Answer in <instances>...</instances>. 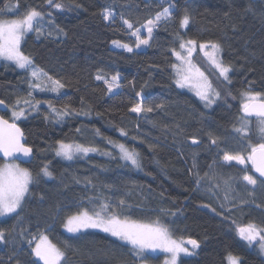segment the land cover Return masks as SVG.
Returning a JSON list of instances; mask_svg holds the SVG:
<instances>
[{"label":"trees","instance_id":"trees-1","mask_svg":"<svg viewBox=\"0 0 264 264\" xmlns=\"http://www.w3.org/2000/svg\"><path fill=\"white\" fill-rule=\"evenodd\" d=\"M54 2L63 9L47 0H0V9H14L0 12V20L21 18L33 8L43 13L39 31L28 32L20 48L35 69L64 85L56 93L45 84L38 91L30 87L37 82L28 70L0 59V100L7 105L1 115L13 122V109L24 110L26 117L16 123L33 151L31 160L21 164L33 182L19 218L0 219L6 235L0 242V264H33L32 248L41 234L66 253L61 264H164L165 253L136 256L132 246L100 231H64L69 216L91 214L105 202L115 208L120 200L126 202L122 218L145 224L159 220L173 239L197 241V254L181 257L179 264H228L229 255L239 257L240 264H264L257 247L238 232L248 224L264 228V185L258 182L249 195L252 187L243 181L244 171L223 162L225 152L247 156L249 145L264 142L257 123L250 139L234 131L243 115L242 94L259 92L264 98V0ZM169 4L174 5L172 17L161 20L147 47L139 49L131 31L144 28ZM106 8L115 13L108 21L102 15ZM186 10L190 19L184 28L180 20ZM121 16L133 24L132 30ZM189 40L219 44L223 64L231 68L229 83L201 60L220 93L210 108L176 84L174 53ZM113 41L133 50L113 48ZM97 74L109 81L118 76L120 87L108 92ZM154 98L160 105L152 112L130 111ZM65 109L67 115H58ZM210 137H218L219 146ZM58 142L93 147L98 153L65 160L56 155ZM119 144L139 154V167L121 158ZM45 166L50 177L41 172ZM246 170L258 178L251 166ZM197 173L208 175L197 184Z\"/></svg>","mask_w":264,"mask_h":264},{"label":"snow or ice","instance_id":"snow-or-ice-1","mask_svg":"<svg viewBox=\"0 0 264 264\" xmlns=\"http://www.w3.org/2000/svg\"><path fill=\"white\" fill-rule=\"evenodd\" d=\"M47 4L56 9H63L64 7L63 4L56 3L54 0H47ZM173 7L174 5L172 4H169L168 7H163L162 11L158 12L154 19H149L145 25H142V27L147 28L149 38H151L153 29L159 25L161 20H168L172 17L173 13L171 9ZM13 10V7L6 5L4 9H0V12ZM49 15H51V13H49ZM102 15L106 21L115 17V13L110 8H106ZM42 18L43 13L33 8L29 9L21 18L10 21L0 20V59L11 61L20 69H31V75L33 78H38L39 75L46 76L47 80L53 85L50 90L56 91L59 88L64 87V85L61 84L59 80H53L52 77L47 76L46 73H40L39 70H36L32 66V60L30 57L24 55L20 48L21 40L27 32L33 30L39 31L37 25ZM120 19L122 20V23L127 26V29H133L134 26L129 20L123 18V16H121ZM189 19L190 17L186 10L185 15L180 20L181 27H186L189 24ZM131 35L136 37L137 47L141 44H148V39L141 38L140 28L131 31ZM113 43L118 47L124 48L128 52L133 50L129 45L121 44L119 41H113ZM187 45L192 46L187 47V54L190 57L192 52L195 51L196 41L189 40L186 44L182 42L180 48L185 49ZM199 48L209 57L220 76L223 77L225 81L231 83L228 76V73L231 71L230 66L224 65L216 56V53L220 51V45L210 42L209 44H200ZM208 48H210L211 51H206ZM174 54L178 60L185 61L184 56H182L180 52H175ZM185 62L188 63L191 68L190 61ZM173 67L177 66L173 65ZM196 71L199 76H204L202 72H199V69ZM96 79L104 80V83L107 86V91L110 93L115 88L120 87L118 76H113L109 81L104 76L97 74ZM188 80V75L181 76V78L176 81L177 86L183 88ZM30 87L41 88V90H43L39 83L31 84ZM196 94L205 102L206 106L214 103L215 99H218L220 96V93L213 89L211 83L207 81L206 77L204 78V83L199 86ZM137 95H139V93ZM242 95L245 99L241 104V110L243 113L240 117L241 125L240 127H234V131L239 134L241 138L250 139L251 118L255 117L257 122V132L259 133L261 140L264 141V98L261 97V93L259 92L253 93L248 91ZM24 102L29 103L27 100ZM17 103H19V101H17ZM0 104H4V101L0 100ZM130 111L139 115L141 112H152L153 108L148 105L142 106L141 104H137L136 106L131 107ZM53 112H56V109H53ZM67 114V109L58 113V115L61 116ZM22 116H24V110L15 109L12 111L13 122H9L8 119L0 116V153H3L5 158L15 157L18 153H22L24 156H28L31 153V149L25 147L24 144L21 143L23 133L14 122ZM121 134L126 135L123 130L121 131ZM210 138L212 144L219 146L218 137ZM192 143L198 144L199 141L196 138H193ZM116 146L119 147L122 153V159L129 161L133 166L139 167L138 153L134 150L129 151L123 144ZM249 146L251 151L247 157L241 153L230 154L225 152L223 160L227 163L235 161L237 165H244L246 160L251 162L253 169L259 174V177L254 178L252 175L247 174L246 169H242V171L245 173L243 175V181H245L247 185L252 186V189L249 190V195H252L258 182L261 185H264V179H262L264 178V142L259 143L257 146ZM91 151H97V149L58 142L56 155L63 156L67 160H72L76 153L87 154ZM41 172L44 176H51V172L47 169V166L42 168ZM196 175V182L199 184L200 180L206 178L208 174L206 173L205 177H200L198 173ZM32 182L33 177L31 172L26 168L20 167L19 164L5 162L0 165V217L10 216L11 214L16 213L17 218H19L17 210L22 207L26 196L29 194V185ZM227 183L228 182L225 181L226 185ZM125 207L126 202L124 200H120L115 208H112L109 203H101L99 210H94L91 214L88 211H83L76 215L69 216L65 228L70 233H77L82 229H99L101 232L107 233L116 237L118 240L131 245L134 250V255L136 256H140L146 249L155 250L160 248L165 252L171 253V259L167 264H176L177 256L181 252L191 255V253L188 252V249L184 247L185 242L183 240L178 241L173 239L169 229L162 225L159 220L150 224H145L132 220L126 216L122 218V212ZM238 232L241 238L247 240L250 244L258 240L261 251H264V228H258L255 224H248L247 226L240 227ZM5 240V231L0 230V242H5ZM187 243L191 244L193 248L199 247L195 240H188ZM29 244H31V241H29ZM32 254L36 258V260L33 261V264H37V262H42V264H60L62 260L66 259V253L53 245L48 240L47 236L43 234L39 236V242L36 243L34 248H32ZM227 259L228 264H240L239 257L229 255Z\"/></svg>","mask_w":264,"mask_h":264},{"label":"rangeland","instance_id":"rangeland-1","mask_svg":"<svg viewBox=\"0 0 264 264\" xmlns=\"http://www.w3.org/2000/svg\"><path fill=\"white\" fill-rule=\"evenodd\" d=\"M185 28V27H184ZM155 30V28L153 29V31ZM28 33V32H27ZM26 33V34H27ZM25 34V35H26ZM152 34H153V32H152ZM152 34H151V36H152ZM24 35V36H25ZM140 35H141V37L143 38V35H144V38L143 39H148V42H149V40H150V38H149V35H148V32H147V28L146 27H144V28H142V29H140ZM24 38V37H23ZM22 38V39H23ZM22 41V40H21ZM183 43H185L186 44V42L187 41H182ZM181 42V43H182ZM20 45H21V43H20ZM147 45L148 44H141L138 48L139 49H144V48H146L147 47ZM199 45L200 44H198V43H196V45H195V51H193L192 52V54H191V56L189 57L188 56V54H187V47H192L191 45H187L186 46V48L185 49H181L180 47H179V49H178V51H176V52H180L181 54H182V56H184V58H185V61H190V63H191V68H190V66H189V64L188 63H186L185 61H182V60H178L177 59V57H176V55H175V59H176V66L177 67H174V76H175V80L177 81L178 79H180L181 78V76H183V75H188L189 76V80H188V82L187 83H185V86L183 87V88H181V87H178L180 90H183V91H188V92H190V93H192V94H194L204 105H205V102L204 101H202L201 99H200V97L199 96H197V90H198V88H199V86L201 85V84H203L204 83V78L206 77L207 78V81L208 82H210L211 83V85H212V87H213V89H215L216 90V88L214 87V85H213V83H212V81H211V78H210V75L207 73V71H205V69H204V66H202L201 65V60L204 62V64H206L207 66H208V68H210L212 71H214V72H216L219 76H220V74H219V72H218V70L213 66V64L211 63V61H210V59H209V57L208 56H206L205 55V52L204 51H201L200 50V48H199ZM112 47L113 48H120V49H124V48H122V47H118V46H116L114 43H112ZM206 51H211V49L210 48H208V49H206ZM216 56H217V58L220 60V61H222L221 60V48H220V51L218 52V53H216ZM5 61V60H4ZM7 62H10V63H12V64H14L15 65V63H13V62H11V61H7ZM33 66V65H32ZM190 69V70H189ZM197 69H199V72H202L203 74H204V76L203 77H201V76H199L198 75V73H197ZM37 70V69H36ZM28 71L30 72V74H31V69H28ZM40 72V71H39ZM41 73V72H40ZM179 73V74H178ZM221 77V76H220ZM223 78V77H222ZM37 83H39V84H41V85H43V84H45V86H46V89L47 90H49L51 93H56L57 92V90L56 91H52V90H50V88L51 87H53V85H51V83L50 82H47V80H46V78H45V76H43V75H39L38 76V78H33ZM177 84V83H176ZM36 90H41V88H37ZM217 91V90H216ZM218 92V91H217ZM244 99H245V97H243V99H242V102L244 101ZM217 100L218 99H215V102L214 103H212L211 105H208L207 107L208 108H210V107H212V106H214L215 104H216V102H217ZM242 102H241V104H242ZM141 105L142 106H144V105H148V106H151L153 109H155V108H157L158 107V105H160V103H159V101H158V99H151V100H144L142 103H141ZM206 106V105H205ZM37 108V106H35L34 107V109L33 110H35ZM137 114V113H136ZM24 117H26V113L24 112V116H22L20 119H18V120H21V119H23ZM59 117V116H58ZM18 120H15V122H17ZM253 123H257L256 121H253L252 120V124L250 125V128L252 129L253 127H254V125H253ZM239 124L241 125V120H239ZM240 127V126H239ZM255 127H257V124L255 125ZM72 145H80V144H72ZM83 146V145H82ZM85 147V146H84ZM89 148H93V147H89ZM90 153H98L97 151H91V152H88L87 154H90ZM78 154H84V153H76L73 157H75L76 155H78ZM60 157H62L63 159H65L63 156H60ZM245 157H247V156H245ZM65 160H67V159H65ZM127 161V160H126ZM14 163H17V164H19L18 162H16V161H13ZM129 162V161H128ZM223 162L224 163H226V164H233V165H236L237 167H239V168H241V169H248L250 166H251V162L250 161H247L246 160V162H245V164L244 165H237L236 163H235V161H232L231 163H227V162H225L224 160H223ZM5 163V162H4ZM3 163V164H4ZM130 163V162H129ZM19 166L20 167H22V168H24L21 164H19ZM46 177H50V176H46ZM246 183V182H245ZM250 186V185H249ZM252 187V186H251ZM19 210V209H18ZM18 210H17V212H18ZM14 214H16V213H13V214H11V215H14ZM10 215V216H11ZM7 217V216H6ZM1 218H4V217H0V219ZM100 231L99 229H82L80 232H77V233H70V232H68L67 231V229L65 228V226H64V231L67 233V234H69V235H78V234H80V233H82V232H87V231ZM101 232V231H100ZM105 234H107V233H105ZM107 235H109V234H107ZM240 235V234H239ZM45 236H47V235H45ZM109 236H111V235H109ZM111 237H113V236H111ZM47 238H48V236H47ZM114 238H116V237H114ZM240 238H241V236H240ZM117 239V238H116ZM242 239V238H241ZM48 240H49V238H48ZM242 240H244V239H242ZM50 241V240H49ZM120 242H122V243H124V244H127L126 242H124V241H121V240H119ZM245 242H247L248 244H250L247 240H244ZM39 242V240L36 242V243H38ZM51 242V241H50ZM36 243H35V245H36ZM35 245H34V247H35ZM127 245H129V244H127ZM251 246H256L257 247V249H258V251H259V253H260V255L264 258V251H261V248H260V243H259V241L257 240V241H254V242H252L251 244H250ZM131 246V245H130ZM184 247H186L187 249H188V252L189 253H191V255H189V254H186V253H183V252H181L178 256H177V259H176V264H179V260H180V258L181 257H192V256H195L196 254H197V249L198 248H193V246H191V245H189L187 242H185L184 243ZM145 252H147V253H150V254H154V255H157V254H166L167 256H166V259H165V261H164V264H167V262L168 261H170V259H171V253H168V252H165V251H163L162 249H160V248H157V249H155V250H152V249H146L145 250ZM36 259V258H35ZM227 262H228V259H227ZM40 264H42V262H39ZM60 264H61V262H60Z\"/></svg>","mask_w":264,"mask_h":264},{"label":"water","instance_id":"water-1","mask_svg":"<svg viewBox=\"0 0 264 264\" xmlns=\"http://www.w3.org/2000/svg\"><path fill=\"white\" fill-rule=\"evenodd\" d=\"M5 106H7L5 103H4V104H0V116H2V115H1V112H4V111L7 110V107H5ZM252 119H255V117H253ZM255 120H256V119H255ZM9 122H11V121H9ZM15 123H16V122H15ZM16 125H17V127H19V125H18L17 123H16ZM19 128H20V127H19ZM20 129H21V128H20ZM21 132L23 133L22 130H21ZM21 143H23L25 147H28V146L25 145L24 133H23V139H22ZM193 145H197V144H193ZM28 148H30V147H28ZM30 149H31V148H30ZM32 156H33V151H32V149H31V153H30V155H28V156H24L22 153H18V154L15 155V157L5 158V157L3 156V153H0V159H1L3 162H13V161H16V162H18V163H20V164H27V163L31 160ZM251 168H252L253 173H254L257 177H259V174L256 173L255 170L253 169L252 164H251ZM262 179H264V178H262ZM189 245H191V244H189ZM191 246H192V245H191Z\"/></svg>","mask_w":264,"mask_h":264}]
</instances>
